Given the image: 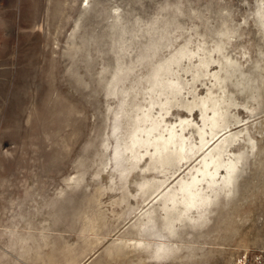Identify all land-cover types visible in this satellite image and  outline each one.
Returning a JSON list of instances; mask_svg holds the SVG:
<instances>
[{"label":"rangeland","instance_id":"obj_1","mask_svg":"<svg viewBox=\"0 0 264 264\" xmlns=\"http://www.w3.org/2000/svg\"><path fill=\"white\" fill-rule=\"evenodd\" d=\"M261 6L0 0V264H264ZM218 42L232 58L228 68L244 72L226 80L234 91L225 134L238 137L221 155L240 162L229 186L223 167L215 176L194 172L196 194L169 220L162 203L142 202L140 185L158 177L142 171L149 156L140 167L125 160L130 114L139 103L159 115L153 102L166 101L155 91L164 89L153 91L149 73L169 63L170 110L162 121L187 116L193 124L186 136L198 144L201 112L186 104L196 100L192 94H207V73L220 65L194 76L198 58L179 53ZM187 171L180 175L191 183ZM178 180L166 189L179 188Z\"/></svg>","mask_w":264,"mask_h":264},{"label":"bare ground","instance_id":"obj_2","mask_svg":"<svg viewBox=\"0 0 264 264\" xmlns=\"http://www.w3.org/2000/svg\"><path fill=\"white\" fill-rule=\"evenodd\" d=\"M261 3V12L264 14V0H261ZM228 37L229 36H227V38ZM213 51L220 53V56L218 58H216L214 55L212 56ZM179 54L180 58L187 57L190 61L193 60V57L198 58L195 59L198 60L197 68H195V70H190L191 74L194 76L200 75L199 71H207L210 64H214L217 61L220 65L219 71L213 73L206 72V78L211 81V86H208L207 88V94L204 97H199L198 95L192 94L196 100H192V102L186 104L187 110L189 112H192L194 108H199L201 112L200 114L203 121L202 127L196 126V132L199 135V143H194L186 136V129L193 124L192 120H189L187 116L179 117V123L175 124H169L166 121H162L164 116L170 110V98L168 95V89L166 88L170 89L171 86L164 83L169 81V76L172 75V73L169 72V63H161L159 68L155 67L156 69L152 70L151 74L149 73V75L152 78L151 84L154 86L151 88H153V91L155 90V87L160 86L163 88L164 90L155 91V94L158 96V99L163 95L166 102H162V99L157 101L152 99V101H154L153 105H158L160 108L158 112L159 115L157 116L152 113L154 106L149 109L150 105L148 104L149 106L145 110V107L139 105V103L134 104L133 111L131 114L129 113L131 128L129 129L127 135L129 136L130 140H124L125 143L123 145L125 151L127 152L125 160L132 162L133 159L136 161L138 160V163L136 162L135 164L139 167L141 165L138 164L140 161H142V158L146 155L149 156L150 163L148 162V166L146 165V167L142 168V171L144 174H156L159 178L154 176L152 181L144 179V183L140 185V190L144 195L142 202L146 205L154 201L157 203H162L169 220H171L174 215H179L181 213V210L177 207V204L181 200H183L184 204L188 203L190 196L196 194L197 187L195 188V186L198 179L196 176H193L194 172L202 176H211L217 174L221 167H223L226 169V185H228V183L231 184L233 182L238 168V162H240V156L237 158L230 157L228 161H225L222 160L223 157L221 158V155H224L223 153L226 152L228 146H230V144L238 137V133L232 134L228 132L229 134H225V132L229 130L227 129L226 109L231 105L232 102L229 97V92L234 91V87L232 90L227 89L226 80H231L234 74H236L234 79L238 78L240 75L243 76L244 72H239L238 70L237 73L236 70L232 71L229 69L232 63V58H230L228 54H225V43L218 42L216 43V47L212 49L205 46H199L197 51L189 50L188 48H182ZM261 60L262 64L259 65V67L264 72V56ZM240 81L242 80H239V82ZM238 84L239 83H237V85ZM176 85L177 83L174 87H176ZM182 85L184 84L182 83ZM252 86L253 85L250 87ZM250 87L248 86V88ZM178 91L180 92V90ZM151 96L153 95L151 94ZM150 102L151 101H149V103ZM128 124L130 125V123ZM144 125L146 126L143 127ZM177 127H179V129H177ZM206 128L209 129L207 137H205V133L207 132ZM142 131L145 132L147 139H143L140 136ZM239 133H241V130ZM250 139L251 137H249V140ZM140 149H144L145 153H143ZM153 149L154 152H152ZM129 154L131 156H128ZM136 165H133L132 167H135ZM171 169L172 171H170ZM185 169H188L187 175H191V183H188V181H186L185 178L180 175ZM177 176H179V180L176 181L179 188L176 186H171L170 188L166 189L169 187L168 185L170 182Z\"/></svg>","mask_w":264,"mask_h":264}]
</instances>
